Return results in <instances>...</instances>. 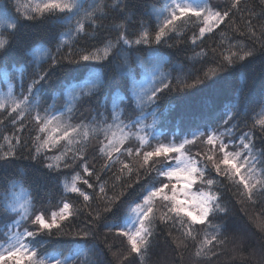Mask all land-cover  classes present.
I'll use <instances>...</instances> for the list:
<instances>
[{"label":"snow or ice","instance_id":"obj_1","mask_svg":"<svg viewBox=\"0 0 264 264\" xmlns=\"http://www.w3.org/2000/svg\"><path fill=\"white\" fill-rule=\"evenodd\" d=\"M257 6L0 0V264H145L160 235L199 264L237 240L264 264V73L258 100L245 84L218 115L178 104L264 61Z\"/></svg>","mask_w":264,"mask_h":264},{"label":"trees","instance_id":"obj_2","mask_svg":"<svg viewBox=\"0 0 264 264\" xmlns=\"http://www.w3.org/2000/svg\"><path fill=\"white\" fill-rule=\"evenodd\" d=\"M153 2L156 3L157 7H160L162 6L164 0H153ZM247 2L250 7L255 8L256 13H259L261 11V8L257 6L259 4V0H247ZM212 3L222 5L225 3V0H212ZM239 24L240 21H237V26H239ZM221 27H223V25ZM27 30L34 33L37 37L45 34L44 25H29ZM217 31L219 32V30ZM105 35H107V33H105ZM232 35L233 33L226 32V36ZM234 38L242 37H240L237 33ZM219 40L220 37L219 35H217L214 41H207V45L211 46L214 43H218ZM81 43L83 44V42ZM88 43L96 44L97 41L95 39H92L88 41ZM245 43H247V41H245ZM262 73H264V61L257 58L251 61V63H249L245 68H242L239 73L227 77L226 80L221 81L211 90L196 93L195 95L188 96L185 99L178 101L180 109H184L185 107H187L196 110L205 108L209 105H214L217 110L215 114L218 115L227 98L232 95L233 90L238 87H244L245 84H247L248 90L251 91L253 100H258L260 96V81ZM0 91H7V84L3 81H0ZM159 131H165V133L167 134L165 129H159ZM0 133H4L5 135L8 134L7 131L3 128H0ZM21 136L22 139L26 140L28 138V132L21 134ZM0 143H3V141L0 140ZM91 147H95V142H93V145ZM196 150L197 149H193V151ZM89 152L91 153V148L89 149ZM26 156L27 152L25 151L24 156L16 160V169L21 175L30 171L27 167L29 161L25 158ZM101 163L102 161L97 163L96 167L99 168L101 166ZM133 163H135V161H133ZM33 179L36 180V182H41L36 176H33ZM48 186L52 188L53 192L56 191V189L51 184H49ZM24 187L26 189L28 188V183L26 181L24 182ZM55 203L56 201L55 199H53L51 204H45L44 207L54 208ZM76 203H78V201ZM36 206L37 208L41 207V205L39 204H37ZM255 211L257 210L252 209L249 212V215H251L252 212ZM215 223H222V221L217 220L215 221ZM228 223L230 225V233H242L244 228L251 226V221L248 220L244 212L237 213L234 211ZM174 235L178 236V234L175 233ZM171 239L172 238H168L166 240L165 235H160L158 242L153 247L152 252H150L148 257L145 258V264H177V261H179L180 264H199L197 259L193 256L194 248L192 244H188L187 249L183 251V255L181 256L177 251H174L176 245L174 243H171ZM110 243L113 245V251H116V246L119 245L122 248L124 242L119 237L114 236ZM243 247L244 244L241 242V240H237L234 244H228L227 248L220 252L218 258H213L212 264H242V260L246 259L248 255L247 252L240 250ZM109 258H111V253H109Z\"/></svg>","mask_w":264,"mask_h":264}]
</instances>
